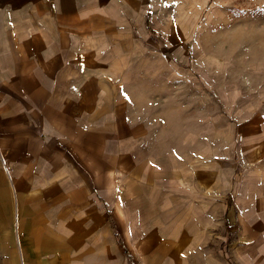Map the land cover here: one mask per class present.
Masks as SVG:
<instances>
[{"label":"crops","instance_id":"1","mask_svg":"<svg viewBox=\"0 0 264 264\" xmlns=\"http://www.w3.org/2000/svg\"><path fill=\"white\" fill-rule=\"evenodd\" d=\"M173 3L0 0V264H264V71L235 97L228 73L176 79L174 26L142 40ZM224 166L237 249L196 255L222 244L201 219L223 209Z\"/></svg>","mask_w":264,"mask_h":264},{"label":"rangeland","instance_id":"2","mask_svg":"<svg viewBox=\"0 0 264 264\" xmlns=\"http://www.w3.org/2000/svg\"><path fill=\"white\" fill-rule=\"evenodd\" d=\"M173 4L165 6L169 9L168 11H174L175 20L172 21L170 16L168 19L166 14L163 15L159 12L155 20H150V25L155 34H147L144 37L145 39L143 38L142 40L143 43H148L149 45L157 44L160 48L171 43L177 48L181 45L186 62L180 63L178 61L179 55L174 56L176 79L179 78L181 81L183 77L193 78L194 76L199 82L200 76H215V72L218 70L217 72L220 76H223V73L225 75L228 73L234 77L231 78L233 83L228 79L229 87H237L233 91L228 88L227 92L230 96L233 95L235 97L236 93L240 94V92L246 93L248 89L254 87H248V81L253 78V70L256 68V70L264 71V0H174ZM170 26H174L175 31V41H171V43L167 40V35L170 36L172 33ZM153 35H157L159 37L157 38L158 40ZM179 67H182L184 71L182 69L180 71ZM181 72L183 74H180ZM240 74H243L244 81V84L241 85H239L238 80V75ZM245 82H247V85H245ZM177 86L178 84H176ZM192 86L198 87L199 85L195 83ZM263 86V81L257 82V87L261 88ZM178 87L182 88L183 85ZM210 93L211 91H206L208 101L214 100ZM255 93L264 94L261 90H257ZM237 102L238 100L232 102V105ZM242 104L246 105V103ZM263 104L264 100L261 99L255 106H262ZM240 110H244L243 114L246 117L248 110L244 107H238L231 111L228 110L229 115L222 112L224 120H229L230 117L232 119L235 118V113ZM206 139L207 141L218 140L209 132ZM217 177L219 176L217 175ZM238 177H240V173L236 168L228 169L225 166L223 167L222 184L225 193L223 209L222 211H219L218 208L216 209L215 220L213 217H208L207 219L202 217L201 219L207 222L206 226H208V229L206 233L213 237L217 236V238L221 236L222 244L193 246L196 250L197 248L200 250L196 255L205 247H208L210 251L216 248V250H221L223 254L227 253L228 256L232 251H236V246L234 244L229 245L227 242L231 241V235H236V232H238L236 225H240L238 222L244 221L243 217L247 214L244 211L245 208L240 206L242 198L239 191H242V189L240 188ZM227 185L232 187L228 188L226 187ZM235 189L239 190L236 193V198H234ZM231 206L235 208L233 214L230 210ZM225 210L231 213L227 215ZM230 226H234V229H230ZM198 227V232L201 234L200 238H198V241H200L206 233L205 228L202 229L203 227L199 225ZM238 252H242L240 247H238ZM231 258V264H240L235 257L232 256Z\"/></svg>","mask_w":264,"mask_h":264}]
</instances>
